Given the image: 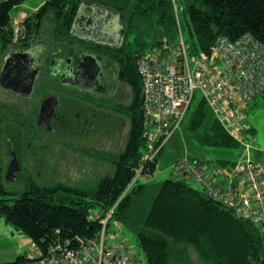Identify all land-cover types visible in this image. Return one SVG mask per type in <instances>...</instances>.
Wrapping results in <instances>:
<instances>
[{
  "label": "trees",
  "instance_id": "obj_1",
  "mask_svg": "<svg viewBox=\"0 0 264 264\" xmlns=\"http://www.w3.org/2000/svg\"><path fill=\"white\" fill-rule=\"evenodd\" d=\"M24 1L0 0L2 51L30 40L35 31L39 38L44 27L53 32L52 45L67 43L84 7H98L118 16L123 37L119 76L131 88L130 102L123 104L121 111L129 120V130L123 150L108 156L113 170L98 177L91 186L31 180L17 197L8 198L3 195L9 192L0 184V220L44 247L55 238L56 229H60L61 236L100 231L101 221H89L88 216L99 212L104 217L116 204L109 225L115 220L132 231L148 264L187 262L191 248L205 263L264 264L261 227L225 207L202 188H194L188 183L190 180L167 178L152 199L149 183L129 186L142 163L146 146L138 58L160 44L163 37L176 39L177 16L172 0H46L30 18L33 23L28 20L27 30L17 36L11 12ZM181 2L189 14L188 27L196 51H209L219 36L233 40L246 33L264 46V0ZM197 96L182 122L192 142L215 150H241L242 143L226 131L205 98ZM251 130L252 127L247 139ZM189 156L199 162L208 161ZM216 162L227 167L237 159L220 157ZM127 241L134 251L132 256L141 260L135 255V245L129 238ZM27 259L23 254L14 263Z\"/></svg>",
  "mask_w": 264,
  "mask_h": 264
},
{
  "label": "built area",
  "instance_id": "obj_2",
  "mask_svg": "<svg viewBox=\"0 0 264 264\" xmlns=\"http://www.w3.org/2000/svg\"><path fill=\"white\" fill-rule=\"evenodd\" d=\"M178 34L138 58L142 84V111L147 151L143 162L155 159L163 143L180 130L196 94L205 98L217 119L248 150L235 164L224 167L211 160L199 162L183 155L175 161L174 176L199 184L207 195L253 223L264 232V168L252 158L246 134V110L264 89V46L246 33L236 39L219 36L207 52L190 57L182 35L178 0H172ZM148 163L144 164V167ZM116 204L103 217L94 212L89 221L100 220L101 230L91 235L61 236L46 246L34 245L33 257L14 264H142L132 256L126 237L113 242L107 226Z\"/></svg>",
  "mask_w": 264,
  "mask_h": 264
},
{
  "label": "flooded vegetation",
  "instance_id": "obj_3",
  "mask_svg": "<svg viewBox=\"0 0 264 264\" xmlns=\"http://www.w3.org/2000/svg\"><path fill=\"white\" fill-rule=\"evenodd\" d=\"M35 12L22 20L21 34ZM80 15L67 43L49 45L44 32L37 38L34 30L30 40L0 54L2 167L10 179L46 167L51 143L44 140L54 141L56 135L66 136L78 149L79 143L95 147V140L102 155L96 163L103 167L93 168L102 171L107 152L112 153L106 150L108 136H121V109L128 98L124 86H129L119 76L121 23L98 7Z\"/></svg>",
  "mask_w": 264,
  "mask_h": 264
},
{
  "label": "rangeland",
  "instance_id": "obj_4",
  "mask_svg": "<svg viewBox=\"0 0 264 264\" xmlns=\"http://www.w3.org/2000/svg\"><path fill=\"white\" fill-rule=\"evenodd\" d=\"M45 1L46 0H25L21 5L18 6V8H14L12 10L11 15L12 17H15V14L19 9L22 11H27L28 13H33L41 5H43ZM179 16L181 21L182 35L186 42L189 56L192 57L195 54L202 53L203 51L195 50L194 39L191 37L188 27V20L190 19L189 14L185 10L181 0L179 1ZM112 18L119 21L118 17L116 18V16H113ZM14 26L17 35L20 27L18 28L16 25ZM44 29V34L42 37L48 42L49 45H51V37L53 32L49 28L44 27ZM4 52L6 51H2L0 49V54ZM124 89L126 90V93H128V98L123 104H128L131 99V88L125 85ZM197 95V97L201 96L200 93ZM124 117L125 116L123 115V118ZM123 122V130L120 132L121 136L118 138V140L114 139L113 137H109L110 135L107 138L108 143H106V150L111 151L112 153L107 152L105 168L102 171L93 168L95 166L103 167L100 166V163H96L102 161L99 158V156L102 155H99L98 146L96 145L97 143L95 140L91 141L92 144H95V147H93V145L82 147L83 144L79 143L78 149L74 144L69 143V140H67L66 136L56 135L54 141L51 139L44 140L46 141L45 143H51L50 150L45 154L46 167L44 166L40 170H33L31 168L30 171H24L16 175L15 178L10 179L7 177L2 167L6 157L2 155V139H0V184H2L9 192L3 196L8 198L17 197L20 192L25 190L31 180H36L38 182L64 181L72 184H78L80 186H91L93 181L97 180L98 177L101 175L103 176V174L109 173L113 170V166L110 163V158H108V156L119 153L125 146L126 137L129 130V120L124 118ZM245 122L250 128L252 127V130L248 134V141L252 146L250 149L251 156L256 161L261 163L264 168V92L257 95L255 100L247 108ZM184 126L185 123L182 124L181 129L173 136V138H170L171 140L168 139L163 143L162 139L155 144V150L158 149L155 159L153 161L148 160L141 163L140 167L137 169V173L129 184L130 187L133 184L136 186L138 183L142 182L149 183L152 188L149 195L152 199L159 186L165 179L175 178L173 173L175 160L183 154H191L200 160H211L214 163H217L216 159H219L220 157L236 160L238 158H243L245 153L248 154V150H244V147H242L241 150L238 149L234 151L215 150L210 147H203L192 142ZM4 131L7 133L5 128ZM73 150L75 155L72 153ZM146 151L147 140L142 161L145 158ZM145 163H148V165L144 167ZM188 183L196 189L201 188V186L194 181L190 180ZM13 201L14 199L10 200V202ZM256 226L261 227V224L257 223ZM108 231L112 236V242L120 236L129 238V241L135 245L136 257H139L142 260V264H148L144 253L137 246V238L132 231L124 228L115 220L111 221ZM35 244L36 242L32 241L30 237L21 231L16 230L4 220H0V264L14 263L23 254L31 259L33 257ZM189 251L190 257L188 255L187 262H180L179 260L174 262V264H212L200 261L193 248H191Z\"/></svg>",
  "mask_w": 264,
  "mask_h": 264
},
{
  "label": "crops",
  "instance_id": "obj_5",
  "mask_svg": "<svg viewBox=\"0 0 264 264\" xmlns=\"http://www.w3.org/2000/svg\"><path fill=\"white\" fill-rule=\"evenodd\" d=\"M15 8H18V6L15 7ZM92 8H94V7H92ZM84 11H85V9L82 10V12H84ZM27 14H29L27 11H22L20 9L17 10V13L15 14V17L13 16L14 25H16L18 28L21 27L22 26V22L21 21L26 17ZM115 16H116V18L118 17L117 15H115ZM115 37H117V36H115Z\"/></svg>",
  "mask_w": 264,
  "mask_h": 264
},
{
  "label": "water",
  "instance_id": "obj_6",
  "mask_svg": "<svg viewBox=\"0 0 264 264\" xmlns=\"http://www.w3.org/2000/svg\"><path fill=\"white\" fill-rule=\"evenodd\" d=\"M84 16H86V15L84 14ZM80 17H81V15L77 17V19H76V24L79 23ZM76 24H75V25H76ZM74 27H75V26H74ZM21 32H22V29H19L18 32H17V34L20 35ZM31 89H32V84L30 85V88H29V91H28L29 93L31 92ZM15 90H17V89H15ZM29 93H28V94H29ZM7 177H8V174H7ZM239 214L242 215V212H240Z\"/></svg>",
  "mask_w": 264,
  "mask_h": 264
}]
</instances>
